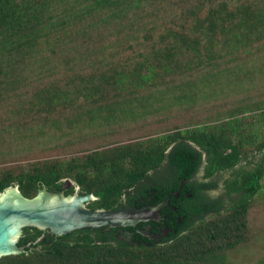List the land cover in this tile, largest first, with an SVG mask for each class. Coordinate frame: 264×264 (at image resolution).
I'll return each mask as SVG.
<instances>
[{
  "label": "trees",
  "instance_id": "trees-1",
  "mask_svg": "<svg viewBox=\"0 0 264 264\" xmlns=\"http://www.w3.org/2000/svg\"><path fill=\"white\" fill-rule=\"evenodd\" d=\"M167 1L172 0H0V103L12 99L21 105L17 112H25L24 125L35 126L42 119V125L51 124L61 133L85 129L99 119L138 120L164 110V97L174 99L175 105L189 104L200 88L192 75H207L203 79L210 81L225 72L223 60L241 51L246 55L252 44L264 43V0H186L182 10L170 11L172 25L159 31L158 23L146 20H158ZM109 24L128 27L133 35L151 26L144 36L151 45L140 51L138 47L134 60L113 61L100 31ZM81 47L87 48V60L74 59L81 69L72 73L74 62H69L66 79L51 75L52 57ZM30 89L35 91L28 93ZM258 107L254 116L237 114L251 118L249 125L228 116L219 127L186 128L70 160L0 172V194L16 186L29 199L41 188L61 192L72 179L75 185L65 194L72 195L75 187L82 195L92 194L95 199L87 205L92 210L142 208L169 199L160 218L170 230L162 240H144L137 229L147 223L141 222L123 229L134 233L128 242L119 228H84L58 236L26 227L19 240L26 251L2 257L0 264H230L229 253L249 241L251 202L264 189V140L256 124L264 122V106ZM225 126L240 134L237 141L225 136ZM48 129L39 130V135L48 134ZM247 138L250 146L256 143L250 150L260 158L248 161L253 168L236 170L249 160L243 141ZM204 153L207 167L199 180ZM228 169L236 172L225 182L227 193L211 198L210 192L219 189L212 177ZM184 180V191L193 197L178 204L171 193L181 190ZM232 194L237 196L226 208ZM151 223L159 232L158 224ZM255 264H264V258Z\"/></svg>",
  "mask_w": 264,
  "mask_h": 264
},
{
  "label": "rangeland",
  "instance_id": "rangeland-1",
  "mask_svg": "<svg viewBox=\"0 0 264 264\" xmlns=\"http://www.w3.org/2000/svg\"><path fill=\"white\" fill-rule=\"evenodd\" d=\"M186 4V0L167 1L159 19L151 17L146 20L149 22L147 24L153 23V26L154 24L157 26L158 23L159 31H162L164 26L170 27L172 25L170 23L171 12L182 10ZM153 13L151 11L149 16H152ZM150 28L151 26H147L138 35H133L128 27L120 28L114 24H109L107 27L100 29L101 32L104 31L107 38L105 45L108 56H112L113 61H124L128 58L130 60L136 59L140 49H145L151 45L144 39ZM121 29L119 35L118 32ZM151 34L149 33V35ZM155 38H157V35H155ZM57 54L59 55L52 57L50 70L52 69L51 75L59 79L67 78L66 72L70 68L69 62H74L72 67V73H74V70L82 68V65L75 62L74 59L84 57L83 59L87 60L86 47H81L77 52L62 50ZM91 59H95V57ZM138 59H140V56ZM222 66L225 72L218 74L210 81L203 79L207 75H192L193 78L190 79L196 80L198 78L200 88L198 96L191 100L189 104L175 105L173 104L174 99L170 100V98L164 97V110L159 111V113H150L147 117L141 119L137 117L138 120H115L105 123L99 119L98 122L89 123V127L86 126L85 129L83 127L81 129L75 128L73 133H61L51 124L42 125V119L38 120L39 124L35 126L24 125L25 112H17L19 104L13 102L12 99L2 101V104L0 103V172L9 169L14 170V172L21 169L26 170L30 168L31 164L46 160H70L84 156L93 150L125 145L186 128L211 124L219 127L225 125L228 116L234 117V119L254 116L253 114L259 109V104L264 106V43L252 44L249 53L245 55L241 51L235 58L231 57L223 60ZM34 91V89H30L27 92L32 94ZM153 93L155 92L153 91ZM27 100L24 99L23 101ZM163 104H156L155 107L158 108ZM165 105H172V107L167 109ZM21 107V105L18 106L19 109ZM241 109H243V112L240 111ZM250 119H243L240 124L249 125L252 122ZM256 124L258 128L262 127L261 134L264 140V122L259 123L256 121ZM44 127L45 132H47V127L49 128L48 132H50L40 136V132L43 131L39 132V130ZM31 131V136H25ZM231 131L229 126H225L223 130L226 137L237 141L240 134H233ZM248 139L243 141L246 142L244 145L249 160L243 161L240 165H248L247 168H253L255 165L250 164L248 161L257 162L260 156L250 150L255 148L256 143L250 146L247 143ZM203 176L204 169L199 172L197 178L201 180ZM220 176V178L215 179L219 184V189L210 192L211 198L225 196V182L233 178L230 172H224ZM67 181L70 182L71 186L75 185L72 179ZM16 189L18 190V188ZM75 192L80 193L79 187H75ZM232 204V200L227 199L226 208H229ZM248 220L249 241L229 253L230 264H255L264 258V189L252 199Z\"/></svg>",
  "mask_w": 264,
  "mask_h": 264
},
{
  "label": "water",
  "instance_id": "water-1",
  "mask_svg": "<svg viewBox=\"0 0 264 264\" xmlns=\"http://www.w3.org/2000/svg\"><path fill=\"white\" fill-rule=\"evenodd\" d=\"M69 183L66 181L67 185ZM16 188L10 187L0 194V259L26 251V247L19 246L26 227L49 230L58 236L84 228H119L120 237L132 242L131 233L123 229L141 222L158 221L161 210L169 204L167 199L164 203L142 208L126 206L116 210H92L87 207L95 199L92 194L75 192L67 196L63 191L55 193L41 188L36 197L29 199Z\"/></svg>",
  "mask_w": 264,
  "mask_h": 264
},
{
  "label": "flooded vegetation",
  "instance_id": "flooded-vegetation-1",
  "mask_svg": "<svg viewBox=\"0 0 264 264\" xmlns=\"http://www.w3.org/2000/svg\"><path fill=\"white\" fill-rule=\"evenodd\" d=\"M229 153V152H228ZM203 158H204V160H205V167H204V175H205V170H206V167H207V155H206V153H204L203 154ZM166 164V162H164L163 163V165H165ZM166 167V166H165ZM242 166L240 165V164H238V165H236V167H235V169L237 170V169H239V168H241ZM161 168V170L160 171H163V169H162V167H160ZM235 169H228V170H224V171H218V172H216L215 173V175L212 177V178H220L221 176L220 175H222L224 172H230L231 174H232V176H234V174H235V172H236V170ZM165 173H169V174H171L172 173V171H170V172H165ZM163 175L165 176V174L163 173ZM167 175V174H166ZM206 180H209V179H206ZM186 185V181L184 180L183 181V188L181 189V190H179V189H177V190H174L172 193H171V195L172 196H175V198H176V203H178V204H182L186 199H190L191 197H193V194L191 193V192H189V191H184V186ZM65 189L63 190V192L65 193V191L66 190H69V189H71L72 188V186L71 185H67V184H65ZM74 193H75V190H74ZM73 193V194H74ZM208 193V192H207ZM225 193H227V192H225ZM80 194V193H79ZM237 195L236 194H232L231 196H229L228 198L229 199H231V198H233V197H236ZM227 198V199H228ZM126 198H124V203H125V205H127V203H129L128 201H127V199L125 200ZM236 199V198H235ZM144 200V199H143ZM232 200V199H231ZM132 201V203L133 202H135L136 200H134V199H132L131 200ZM140 201H141V199H140ZM144 205L145 206H150V205H147L146 203H144ZM174 209L176 210V207H174ZM153 220H150V221H147V222H144V223H147V224H144L143 225V227L142 228H139V229H137V230H139V232H140V234H142V237L144 238V240H146L147 238H149V239H153V240H155V239H159V240H162L164 237H166V236H168V234L170 233V230H169V228L167 227V228H164V226L166 225V220H164L162 217L158 220V221H155L157 224H158V227H159V232H156V228H155V224H152L151 222H152ZM168 221H169V219H168ZM151 223V224H150ZM139 224H141V223H139ZM139 224H137L136 226H135V228L136 227H138V225ZM129 231V230H128ZM130 232V231H129ZM23 233V232H22ZM131 233V236H134V233H132V232H130ZM146 233H148V234H146ZM21 236H22V234H21ZM21 236H20V238H21Z\"/></svg>",
  "mask_w": 264,
  "mask_h": 264
}]
</instances>
